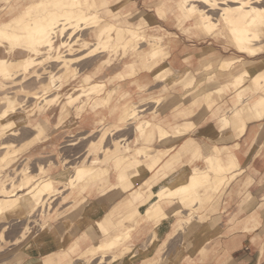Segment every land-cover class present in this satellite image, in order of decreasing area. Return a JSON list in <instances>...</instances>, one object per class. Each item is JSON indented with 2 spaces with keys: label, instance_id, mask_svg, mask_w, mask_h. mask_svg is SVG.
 Returning <instances> with one entry per match:
<instances>
[{
  "label": "crops",
  "instance_id": "0c3cea01",
  "mask_svg": "<svg viewBox=\"0 0 264 264\" xmlns=\"http://www.w3.org/2000/svg\"><path fill=\"white\" fill-rule=\"evenodd\" d=\"M94 1L102 18L111 20L120 27L135 30L139 28L141 21L147 20L151 10L144 6L137 8L138 5L142 7L139 0ZM151 2L154 6L152 18L166 32L158 34L159 37L162 35V43L168 48L166 60L161 64L157 62L159 65L156 68V64L143 67L138 65L134 56H130L128 59L123 58L120 65H97L85 76L90 74V84L95 81L106 82L109 88L118 86V90L129 93L131 102L145 107L140 111L143 113H140L138 120L144 118L157 123L162 128L163 139L156 129L152 131L149 140L138 137L134 130L138 120H132L131 124H134L131 127L127 126L130 122L119 123V107L129 104L127 96L119 102L113 101L112 105L116 103V107L111 111L102 108L96 112H85L78 118H73V113L71 114L72 119L66 127H62V133L72 130L76 133L83 132V138H90L95 133L99 136L110 129L116 134V140L125 137L128 139L123 145L130 148L127 152L132 155L130 160L142 164L147 171H141L139 176L121 181L117 180L114 167L107 164L109 170L104 185L108 187L105 191L99 192L92 188L91 191L82 193L88 198V206L93 203L99 207L98 213L86 214L88 220L85 223L81 217L86 209L77 208L66 213L69 241L65 246L53 249L44 259H60L65 264H264V58L259 57L261 54L250 58L240 54H227L219 60L217 56L199 57L194 49L185 48L187 45L182 46L180 34L175 35L177 39L168 35L171 32L169 26L174 22L162 20L160 12L166 6H162L159 0ZM158 5L162 8H158ZM135 17L139 21L134 24L132 19ZM207 47H204V53L211 52ZM95 54L97 53H92ZM207 60H218L216 64L208 66H215L225 73H218V77L213 75L210 80L207 77L205 87L199 91L196 84L194 85V72L203 70L205 66L201 65ZM224 60H227V65L220 67L219 64ZM241 60L258 62L260 67L254 74H247L242 80L235 81L236 78L231 72L240 68ZM106 66L110 67L102 78L99 74ZM126 66L132 67L133 75L124 71ZM161 70L168 75L182 72L187 83L172 86V82L167 79L154 80L153 75ZM122 72L126 74L124 79L118 77ZM97 77H100L99 80ZM215 83L218 85L214 86ZM165 85L170 88H164ZM191 87L195 89V93L188 91ZM160 99L159 104L154 103ZM189 109L191 112L187 113L186 110ZM180 111L184 114L179 115ZM222 115L228 120L226 128L219 126ZM100 117L103 120L97 123ZM56 123L57 121L48 123L52 136H57V131L61 129L59 127L66 124L65 121ZM63 123L65 124L62 125ZM173 141L176 144L170 149ZM73 151H82L88 159L92 157L86 147L80 149L76 146ZM98 153L102 155L100 151ZM167 162L171 163L170 168L174 171L207 170L211 162L219 164L225 169V173L236 168L239 170V174L228 183L218 212L211 214L215 215L214 219L196 221L188 227L180 220L181 223L176 227L178 220L174 215H190L191 208L188 206L192 201L193 204L198 201L204 193L202 191L176 198L164 203L163 207L151 208L158 200V190L166 181L165 175L169 174L165 167ZM212 179L213 182L219 181L213 175ZM216 193H211V197L210 194L203 196L206 202L198 208L197 205L196 209L191 206L194 208L191 210L196 213L195 217L203 215V207L207 204H211L208 209L218 207L219 200L214 199ZM65 196L66 201L70 202L75 194L67 191ZM124 201L127 203H123ZM199 209H202V215L198 212ZM151 217H156L159 221L151 220ZM77 222L79 223L76 224ZM59 226L61 227L60 222L52 225L57 232ZM127 226L132 228L130 236L119 246L106 252L104 262H99L102 254L95 248L96 244L125 232ZM72 228L75 235L70 239ZM182 242V255L174 257ZM128 248L130 252L119 256ZM138 248L142 251L139 252Z\"/></svg>",
  "mask_w": 264,
  "mask_h": 264
},
{
  "label": "bare ground",
  "instance_id": "6f19581e",
  "mask_svg": "<svg viewBox=\"0 0 264 264\" xmlns=\"http://www.w3.org/2000/svg\"><path fill=\"white\" fill-rule=\"evenodd\" d=\"M12 1L14 2L13 5L7 6V11H9L11 15L5 20H0V47L3 48L6 54H11L13 57L14 55L12 54L17 51H22L25 55H23L21 59L3 55L0 56V84L2 85L9 83L5 81L6 79L11 80L10 82H12L14 78H18L19 82L23 81V77L26 72L31 71L35 65L45 64V58H49L51 56V51H53L56 47L55 42L59 41L57 44L58 47L66 46L68 44L72 45L78 38V32L87 28L86 24L88 21L96 22L97 20L90 14L91 12H89L87 8L88 5L90 7H95L96 3L94 0H91L88 5H86L84 0H25L23 5L19 4L18 0ZM159 3H161L162 6H170L176 9L175 15L168 17L167 20H172L173 22L178 20L181 23L188 21L191 23L188 26L189 28L194 27L204 36H211L216 40L226 38V46H231L232 50L240 55L253 57L254 55L264 52V0H159ZM98 20L100 21H98L99 23L96 22L97 24L90 26L91 28L93 27L95 37L94 42H90L88 45L90 51L102 49L104 46L103 51L108 53L107 59L105 58L107 62L106 65H109L112 64L111 57L115 55L116 51L119 50V47L124 46L123 43L126 41V36L123 31L114 35L115 30H117L118 27L120 28V26L111 20L102 18L100 15H98ZM186 30L190 29L187 28ZM132 36L133 38H130V41L127 40L126 45L124 46L125 48L122 47L120 53H124V55L137 56V62L140 66L151 67L155 65V57L158 55V52H160L162 41L146 38L144 37L145 34L136 33L134 31ZM146 41L149 43L157 42L146 48L141 47ZM73 51L74 50L66 52L62 54V56L64 58H66V56H71L74 54ZM213 62V60H207L202 63L201 67H209L208 65ZM254 63L256 62L243 61L239 69L235 70V72H231L236 78L235 81L240 80L247 74H254L257 71V69H254ZM66 64H68L66 60L62 61V66L65 65L66 67ZM226 65L227 60H224V62L219 64L220 67H225ZM238 70H240V72H237ZM124 71H127L132 75L134 72L130 66H126ZM18 72H20L19 77L15 75ZM65 75L66 72H64L63 75L56 77L54 84L60 82L61 78H64ZM118 77H120V79H124L126 74L122 72L118 75ZM178 77L179 79H182V82L186 79V76L182 74V72L177 75H168L166 74V71L161 70L159 73L153 75L154 80L164 81L170 78L171 82ZM41 78L42 77H37L38 80H41ZM87 78L88 75L85 76V80H87ZM49 80L50 78L45 81H41L42 94H47V92L51 90L53 84H51V81ZM167 86L168 85H165L163 87ZM118 88V86L109 88L103 82H93L91 84L89 83L88 86L84 88V91L86 92L83 94H85L84 96H88L92 93L99 95V98L96 99V102L94 103V110L98 111L102 108H106L111 111L116 107V103H113V105L111 103L116 94L117 97H119L116 102H119L121 99L126 97V95H128L127 92H122L118 90ZM27 91L32 93V98L41 96L37 92L32 91L30 88H28ZM17 93L19 94V92ZM83 94L81 93L78 96H83ZM43 98L45 97L43 96L41 100H44ZM52 101L53 97H50L42 103L40 108L44 110L51 105ZM3 102L4 103H1L4 105L0 110V132L2 131V135L5 137L9 135H16L17 132L19 133L18 130H21L22 127L31 128L36 123L38 118L26 115L22 111L18 112V114L14 111L18 108L22 110L21 107L24 105V100H19V97L17 96L5 94ZM71 103V98L62 102L58 113L60 121L63 122L64 119L66 120V118H68V116H65L67 114L66 108L68 107V109H71ZM119 109V123L122 121L125 122L126 119L129 120V124H131L132 120H138L140 113H143L140 111L145 108H138L137 102H130L127 106L124 105L119 107ZM186 111L187 113L191 112L190 109ZM13 113L15 115H13ZM19 113L20 115L22 114V118ZM7 114L11 115L6 119H3ZM178 114L183 115L184 112L180 111ZM124 115H127V117ZM14 116H16V118H13ZM19 119L22 120L21 124L20 122H17ZM41 119L38 124H36V131H38V133L48 126V123ZM151 121L153 120L151 119ZM129 124L127 126L131 127L134 123L131 125ZM227 124V117L222 115L219 118V126L221 128H226ZM12 125H18V127L11 129L10 127ZM134 127L136 135L143 140H148L152 131L155 129L159 132L160 138L162 137L163 139L162 128L157 123H152L144 118H140V120L135 123ZM177 127L178 126H176V128ZM7 130H9L10 133L6 136L5 134L8 132ZM109 131H103L99 135V139H97V141L88 143V149L91 151L92 158L90 160L86 158L85 161L80 164H70L68 167L71 168V172H68L69 174L65 177V185L67 186L68 192L75 194V196L74 199L67 202V205H65V207L59 212L66 214L79 207H81L80 209L82 210L86 209L82 212L84 215L81 217V220L84 223L88 220L86 214L90 212L97 214L98 208L93 203L89 206L88 204L84 205L86 203V196L82 195V193L87 191V189L90 190L95 188L100 190L105 186L104 181L108 175V165L111 164L114 167L113 170L116 172L117 180L121 181L126 178L131 179L134 176H139L142 174L141 171H147L145 166L142 164L130 160L132 155L130 156L127 154L128 150H124L123 146L125 145H123L121 139L113 140L112 144L110 141L109 146L103 145L106 134H110ZM113 138L115 139V137ZM99 151L102 155L98 153ZM97 153L101 157L98 156ZM76 158H78V156H76ZM47 162L54 164L53 160H46L45 164H36L35 170L32 171V165L29 166V162L28 165H23L21 167L17 178L0 179L1 231L4 229L5 224L9 223L11 220L21 221L30 217L31 212L35 211L37 207L40 206L42 200L47 194H53L58 191L55 185L56 181L53 179V176L46 172V169L48 170L47 165H49ZM165 167L166 169L168 168L169 174L165 175L166 181L159 187L157 194L158 200H156L151 207L154 209L159 208L160 206H163L164 203L171 202L176 198L185 197L195 192L200 193L203 191V195H201L198 201L193 204L194 208L195 205H197L196 208H198L199 205L206 202L203 197L206 195L205 193L208 194V192L212 191L214 188H218L220 182L222 181L223 174H225V169L219 164L213 162L210 163L207 170L194 172H189L186 169L176 171L173 169L171 170V163L169 162L166 163ZM2 171L3 170H0V173ZM212 175L215 176V178H218L219 181L213 182ZM159 199L164 201H159ZM38 210H40V207ZM61 213L59 215H61ZM189 216L190 215H187L184 219H182V224H192V219L195 218V215L193 218ZM50 217L51 214H49L41 224H45L46 226L50 225ZM78 223L79 222L76 224ZM180 223V220H178L176 227H178ZM128 227L129 226L125 228V232L118 233L109 240L96 244L95 248L97 251H102L99 261L101 259L103 260L104 249L111 251L130 236V230L132 228ZM29 237H31V240L27 245V248L36 249L37 243L34 235L31 234ZM2 252H0V254H2ZM1 256L0 258H2ZM62 262L63 261L60 259L48 257L44 261V264H62ZM0 264L4 263L0 262Z\"/></svg>",
  "mask_w": 264,
  "mask_h": 264
},
{
  "label": "rangeland",
  "instance_id": "374dc122",
  "mask_svg": "<svg viewBox=\"0 0 264 264\" xmlns=\"http://www.w3.org/2000/svg\"><path fill=\"white\" fill-rule=\"evenodd\" d=\"M132 1L137 2L138 0H132ZM139 1L140 2H138V3L141 4L142 7L140 5H138L139 7H137V8H143V6H144L147 9H151V10L149 11V14L147 16V20L145 19V20L141 21V25L139 26L138 29L135 30V29L124 28V27H120L121 28L120 29L118 27L117 30H115L114 35H116L118 32L123 31L124 35L126 36V41L123 43L124 46L126 45L127 40L130 41V38H133V36H132L133 31L136 33H143V34H145L144 37L149 38V39L150 38L155 39L158 41H163L162 35L159 37L158 34H160V33L166 34V32H164L160 28V26L155 23L154 18H152L153 17V8H154V6L152 5V2H151L152 0H139ZM84 2L86 3V5H88V3L91 2V0H89V1L84 0ZM13 3L14 2L12 0H0V20H5L11 15L9 13V11H7V6L13 5ZM18 3L23 5L25 3V0H18ZM87 8H88V11L91 12L90 14L95 19H97L96 22L99 23L100 21L98 20V15H100V14H99V10H98V7L96 6V4H95V7H90L88 5ZM158 8H162V7L160 5H158ZM175 11H176V9L173 7H170V6L165 7V9L162 12H160V13H162V18H163L162 20H167L168 17L175 15ZM138 19H139L138 17L133 18L132 19L133 23L135 24L136 22H138L139 21ZM96 22L88 21V23L86 24L87 28L78 32V38H77V40H75L73 42L72 45L68 44L66 46H61V47L59 46L58 47L57 44L59 43V41L55 42L56 47L53 49V51H51V56L49 58H45V64L35 65L31 71L26 72L25 76L23 77V81L19 82L18 78H14V80H12V82H10L11 80L6 79L5 81H7L9 83H7L5 85L0 84V92H1L0 93V104H1L0 110L4 105L2 103H4L3 101H4L5 94H8V95L19 97V100H24V105L21 107L22 110L19 108L14 110L15 112H17V114H18V112L22 111L26 115H30L33 118L34 117L38 118L36 123L31 128L22 127L21 130H18L19 133L17 131H14V132H17L16 135H9L8 133H10V131L7 130L8 132L5 135L7 136V134H8L9 136L5 137L4 135H2V131L0 132V136H1L0 137V139H1L0 140V159H1L0 160V170H3L0 173V175H1L0 179L17 178V175H18L21 167L23 165H28L29 162H30L29 166L32 165V171H34L36 164L37 165L41 164V163L45 164L46 160L47 161L53 160L55 166H54V164L47 162V164L49 163V165H47L48 170L46 169V172L49 175L53 176V179H55V181L57 180L55 182V185L58 189V191L54 192L53 194H47L44 197L45 200L43 199L40 206H38L36 209V210H38L40 207V210H38L37 212H35L36 210L31 212V216H33V217L30 216L27 219H24L21 221L11 220L9 223L5 224L6 227L4 226V229H2V231L0 230V252L3 251L2 254H0V256L3 255V256H1L2 258H0V262H3L4 264H44V261H45L44 258L46 256H48V254L53 249L57 250L60 247L65 246L69 241V239L67 238V236L69 237V235L66 231L67 230L66 219H68V217L64 213L59 212L62 208L65 207V205H67V201H66L67 197L66 196L64 197V194L67 193V191H68V190H66L67 186L65 185V183H66L65 177L71 172V168L68 166L70 164L71 165L80 164V163L84 162L86 159V156H85V158L83 156V155H85V153H83L82 151H80L79 153L75 151L76 153H74V151H73L74 147L79 146L80 149H82L83 147L88 148V143L95 141L96 139H99V136H96V133H95L90 138L85 137V136L83 138V135H84L83 132H77L76 133V132H73L72 130H70L69 132L63 131V133H62L61 131L64 129L62 127H66L68 125V121H70L72 119V117L78 118L85 112H90V111L96 112V110H94V103L96 102V99L99 98V95L96 93H92L88 96H84L85 94H83L86 92V91H84V88L87 87L88 84L90 83V74L89 75L87 74L88 75L87 80H85V74L89 73L90 69L92 70V68H95L97 65H103L104 66L107 64L105 58L107 59L108 53L103 51L104 46L102 49H96V50H91V51L89 49L88 43H90V42L93 43L94 37H95V35L93 33L94 32L93 27L91 28L90 26L97 24ZM189 24H191V23H189L188 21H184L181 23L180 21L176 20L174 22V24H171L169 26L171 32H169L168 35H170L171 38H176L175 35L180 34L182 36L181 37L182 38V46L187 45L184 47L194 49L195 52H197V54L199 55V57L204 56L205 58H210L213 56H217V58L219 60L221 58L226 57L227 54L234 55V56L238 55L237 52L232 50L231 46H228V45L226 46V44H225V42H227L226 38H221L219 40H216L211 36H204L194 27L189 28L188 27ZM187 28L190 30H186ZM58 40H60V39H58ZM171 41L173 42V39H171ZM156 42H150L149 43L146 41L145 42L146 44L143 43V46H141V47L146 48L152 44H155ZM161 44L162 45L160 47V52H158V55L155 57L156 58L155 59L156 60L155 68L159 64L163 63L169 54L167 46H165L163 43H161ZM124 46H122V47L125 48ZM206 46H208L207 47L208 51H211V52L204 53L203 50H204V47H206ZM122 47H119V50L116 51V53L117 52L118 53L117 54L115 53V55H113L111 57L112 58L111 61H112L113 65L114 64L120 65L122 63L121 60H123V58L128 59V57L131 56V55H124V53H120L122 50ZM0 48H1L0 56L3 55V56L13 57V56H11V54L10 55L6 54L2 47H0ZM86 48H87V50H86ZM72 50H74L73 55L66 56V58H64L62 56V54L66 53V52H71ZM141 51H142V48H141ZM92 53H97V54L92 55ZM99 53L102 56H100ZM4 54H6V55H4ZM260 54L261 55H259V57L264 58V52H262ZM12 55H14L13 58L21 59L23 57V55H25V53L22 51H17L16 53H14ZM246 57L250 58L249 56H246ZM133 58L138 61L137 56H134ZM257 58H258V56H257ZM65 60L68 63V64H66V67H65V65L62 66V61H65ZM218 60H217V62H218ZM243 61L244 60H241L239 62H243ZM157 62L159 64H157ZM217 62H213V63L216 64ZM254 65H255L254 66L255 70L257 68L259 69L260 65L258 64V62L254 63ZM261 65L263 66V64H261ZM110 66H112V64ZM232 66H231V68H232ZM262 66H261V68H262ZM109 67L106 66L105 70L99 74L100 77H102V78L104 77L105 72L109 69ZM64 72H66L65 77L61 78L60 82L54 84L56 77L63 75ZM237 72H240V70H238ZM201 73H203V74H201ZM218 73L222 74L225 72L219 71L218 68H216L215 66L213 68H211V65L209 67H204L203 70H198L197 72H194L195 79H196L194 85L196 84V87L200 91L205 87L207 77L210 80L211 78L214 77L213 75H215V77H218ZM15 75H17L19 77L20 72H18ZM37 77L38 78L42 77V78H41V80L40 79L38 80ZM100 77H97V80H99L98 78H100ZM49 78H50L49 81H51V84H53L52 88L49 92H47V94H42V86H41L42 83H41V81H43V80L45 81ZM186 79H185V81H187ZM167 80L171 81L170 78H168ZM104 83H106V82H104ZM185 83H187V82H185ZM176 84H182V79H179V77L174 79L172 82V86H174ZM213 85L216 86V85H218V83H215ZM19 86H21V87H19ZM28 88L32 89V91H34V92H37L41 96H39L37 98H32L31 97L32 93L27 91ZM164 88L167 89L170 87L167 86ZM3 90H5V91H3ZM190 90H192V91H190ZM185 91L186 92L190 91L192 93L196 92L193 87L189 88L188 91L187 90H185ZM17 92H19V94ZM10 93H12V94H10ZM81 93L83 94V96H78ZM43 96L45 98H43L44 100H41ZM126 96H127L126 99L129 100V103H130L131 101H130L129 93ZM50 97H53V101H52L51 105H49L47 108L42 110L40 108L42 103H44ZM69 98L72 99L71 109H68V107L66 108L67 114L65 116L70 117L72 113H73V116L70 117L67 121L65 119L63 120V122L65 121L66 124L63 123L62 125H64V124L65 125L59 127L61 129L59 131H57L58 135L56 136V134H55L52 136V134H50V125H48L47 128H45L44 130H42L38 133V131H36L37 130L36 124H38V122L41 118L44 121H47L48 123H50L51 121L52 122L57 121L56 124L61 123L60 119L58 118L59 109H60L62 102L66 99H69ZM118 98L119 97H117V94H116L113 97L111 103L113 101L116 102V100ZM161 99H162V97H161ZM161 99L154 101V103L159 104L161 102ZM127 105H128V103L125 106H127ZM137 106L139 108L142 105L137 104ZM142 108H145V107L143 106ZM10 115L11 114H7L3 119H6ZM13 115H15V114L13 113ZM19 115H20V113H19ZM19 115H17V116H19ZM50 115H51V118L49 117ZM20 116L22 118V114ZM124 116L127 117V115H124ZM13 118H16V116H14ZM101 120H103V117L99 118L97 123L101 122ZM17 122H20V124H21L22 120L19 119V121H17ZM127 122H129V120L125 119V122L122 121V122H120V124H126ZM16 127H18V125H12L10 128L14 129ZM109 132H110V134L109 133L106 134V137L104 140L105 142H103V145L109 146L110 141L112 144L113 140H116V134H114L112 131H109ZM54 136H56V137H54ZM2 137H3V139H2ZM113 137H115V139ZM149 139L150 138H148V140ZM125 141H126V137L121 138L122 143ZM174 142L175 141H173V143L172 142L170 143V149L173 147V145L176 144ZM123 148H124V150L125 149L129 150V147L128 146L126 147V145L123 146ZM89 153L91 154V151L88 149V154ZM79 155H80V158H79ZM76 156H78V158H76ZM103 163H105V162H103ZM194 163H196V162H194ZM197 163L199 166H201L200 162H197ZM30 169H31V167H30ZM236 169L234 171H231L230 173L226 172L225 174H223L222 181L220 182V185L218 186V188H214L215 190L213 189L212 191L208 192V194L205 193L206 195L210 194V197H211V193L217 192L214 195V199L219 200V205L216 209H213L211 207H210V209H208L211 204H209V205L207 204L203 207V213H202L203 215L200 213V211H202V209L198 210V212L203 217L201 216V217L193 218L194 214H196V213L194 211H192V210H194V208L191 207L193 205V201H192L191 205L188 206L192 209V210L191 209L189 210L190 211L189 217L193 218L192 223H194L196 221L202 222V221H205L207 218H213L214 219L215 215L211 216V214L218 212L219 207H220V203H221V197H222L228 183L233 178H235L237 174H239V170H236ZM233 173H234V176H231V175H233ZM106 187H108V186H104L100 190H97V189L96 190L99 192H104ZM88 191H91V189L90 190L87 189V191H84V192H88ZM62 193H63V195H62ZM69 194H72V193H69ZM85 199H86V203L84 205L88 204V198L86 197ZM123 203L126 204L127 202H123ZM79 208H81V207H79ZM60 213H61V215H59ZM49 214H51V217H50V223L51 224L49 223L50 225H48V226H46L45 224H41L42 221L44 219H46V217ZM174 216L176 217L177 220H182V219H184L185 214L180 213L179 215H174ZM152 219L159 221V219H157L156 217L155 218L151 217V220ZM59 222L61 223V227L59 226L60 227L58 229L59 232H57L52 227V225L53 224H59ZM188 226L189 225H186L185 227H188ZM183 230H184V228H182V232H183ZM1 232H2V234H1ZM31 234L34 235V237L36 239V243H37L36 249L27 248V245L29 244V242L31 240V237H29ZM73 235H75V234H74L73 229H72V234H71L70 239L73 237ZM27 237H28V239H27ZM23 238H25V239H23ZM45 242H48V243L43 246V244ZM183 248H184V242H182V244H180V249H177L176 255H173V256L177 257L179 255H182ZM109 251L110 250L104 249V254L106 252H109ZM138 251L140 252L142 250L138 248ZM100 252L102 253V251H100ZM127 252H130V248L124 249V253L121 252L119 254V256H125L126 255L125 253H127ZM174 257H172V258H174ZM100 261L104 262V257H103V260L101 259ZM62 264H65V263H62Z\"/></svg>",
  "mask_w": 264,
  "mask_h": 264
}]
</instances>
